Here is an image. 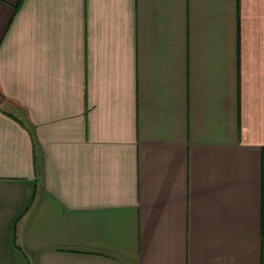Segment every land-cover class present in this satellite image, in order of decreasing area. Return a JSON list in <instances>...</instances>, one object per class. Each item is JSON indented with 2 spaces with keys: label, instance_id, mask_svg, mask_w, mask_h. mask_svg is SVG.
Here are the masks:
<instances>
[{
  "label": "crops",
  "instance_id": "1",
  "mask_svg": "<svg viewBox=\"0 0 264 264\" xmlns=\"http://www.w3.org/2000/svg\"><path fill=\"white\" fill-rule=\"evenodd\" d=\"M0 264H264V0H0Z\"/></svg>",
  "mask_w": 264,
  "mask_h": 264
}]
</instances>
